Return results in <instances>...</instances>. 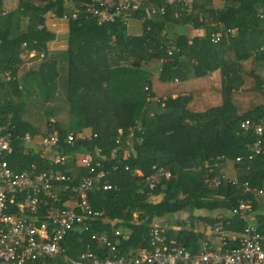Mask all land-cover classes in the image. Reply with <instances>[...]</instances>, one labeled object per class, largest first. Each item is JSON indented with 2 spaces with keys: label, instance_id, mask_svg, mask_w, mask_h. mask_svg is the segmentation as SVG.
<instances>
[{
  "label": "trees",
  "instance_id": "obj_1",
  "mask_svg": "<svg viewBox=\"0 0 264 264\" xmlns=\"http://www.w3.org/2000/svg\"><path fill=\"white\" fill-rule=\"evenodd\" d=\"M82 3L93 2L16 0L15 8L1 13L0 0V123L7 121L13 134L28 131L33 139L53 132L61 137L69 130L89 134L75 139L71 146L60 144L57 151L65 154L62 162H49L38 150L14 139L10 152L1 156L7 167L28 170L32 164L34 172L58 170L74 184L80 176L90 174L74 164V154H89L98 162L95 170H105L102 178L111 188L102 190L99 183H93L86 190L90 208L103 216L88 229L104 233L121 254L134 253L144 244L151 219L179 211L186 213L185 221L198 218L213 224L220 220L223 228L239 232L247 221L226 216V212L245 197L251 200V209L255 208L251 195L239 183L264 185V143L263 153L249 155L246 144L253 136L238 127L241 119L264 113V75L259 74L264 69V22L258 15L264 17V0H221L216 9L208 7L209 0H191L175 7L176 16H172V5L166 6L163 15L150 18L137 10L128 14L141 23L136 35L126 32L120 15L97 24L84 15ZM143 3L160 5L163 0ZM74 8L78 9L76 17L67 19L65 99L59 101L51 98V87L30 86L32 73H16V56L30 49L43 51L53 37L37 27L44 12L68 16ZM187 22L201 33L187 37L172 30ZM215 31L221 35L211 42L209 34ZM149 63H155V68ZM214 69L235 73H220L221 79L213 80L208 72ZM19 74L25 79L17 87ZM151 77L161 82L194 79L206 84L161 97L152 91ZM204 77L207 80L200 82ZM195 91H204L208 97L193 101ZM214 96V102L194 108L195 103ZM131 126H139L141 132L128 135ZM117 128L120 134L115 143ZM138 135L139 142L134 139ZM225 160L232 163L236 182L220 172ZM151 165L162 167L169 175L159 176L148 188L145 177L152 172ZM134 169L139 173H133ZM213 178L218 180L215 185L210 182ZM253 217L264 236V207ZM164 235L191 252L199 241L198 235L181 229H168ZM85 242H89L87 232L78 230L68 231L62 240L70 256L83 249ZM231 246L234 243L228 244Z\"/></svg>",
  "mask_w": 264,
  "mask_h": 264
},
{
  "label": "built area",
  "instance_id": "obj_2",
  "mask_svg": "<svg viewBox=\"0 0 264 264\" xmlns=\"http://www.w3.org/2000/svg\"><path fill=\"white\" fill-rule=\"evenodd\" d=\"M143 1L92 0L93 3H82L81 9L85 16L92 17L97 24L112 21L119 15L125 22L128 14L137 10H141L145 18L163 15L168 5L174 7L172 16H176L175 7L186 6L191 0H163L160 5L142 4ZM77 10L74 8L68 16L62 14L59 17L66 21L68 17L75 18ZM258 15L264 22V17ZM54 16L49 13V17ZM37 27H43V23H38ZM220 35L218 31L212 32L209 40L216 42ZM21 45L24 46V42ZM24 55L26 58L35 55L40 60L44 52L30 49L25 50ZM7 124V121L0 123V264H264V236L254 223L248 221L239 232L231 233L225 231L222 221L214 222L209 229L218 237V243L212 245L203 238L198 249L191 252L180 241L165 239L166 225L154 218L147 224L144 244L137 247L134 253H119L104 233L88 229L91 222L95 219L103 220V216L90 208L85 196L86 190L93 183H99L102 190L111 188L110 183L102 178L105 170H95L98 162H93L89 154H74V164L87 168L90 173L80 176L74 184H70L69 175L58 170L34 172L32 164L28 170L12 171L1 158L2 154L10 152L12 141L16 139L25 147L40 151L49 162H62L65 154L58 153L60 144L71 146L75 139L87 138L89 134L69 130L61 137L53 132L33 139L28 131H23L20 135L13 134ZM238 127L243 132L250 131L253 136L246 144L249 155L263 153L264 113L255 119H241ZM134 131L141 132V128L129 127L128 135H132ZM119 134L120 129L117 128L113 139L115 143ZM134 139L139 142L141 137L138 135ZM115 149L116 146L111 148V156ZM123 155L126 156L127 152L123 151ZM151 169L152 172L145 177L148 188L154 186L159 176L169 175L160 166L151 165ZM132 172L139 173L137 169ZM228 180L236 182L235 178ZM210 182L215 185L218 180L213 178ZM239 184L242 191L251 196L262 192L261 187L249 186L246 181ZM62 194L66 195L65 198L61 197ZM251 210V200L245 197L238 200L226 212V216L246 220L245 217ZM77 230L87 232L91 244L85 242L83 249L75 256H70L66 253L62 240L68 231ZM112 232L119 235L118 229H113ZM231 242L234 246L228 247ZM95 250L101 254L97 255Z\"/></svg>",
  "mask_w": 264,
  "mask_h": 264
},
{
  "label": "crops",
  "instance_id": "obj_3",
  "mask_svg": "<svg viewBox=\"0 0 264 264\" xmlns=\"http://www.w3.org/2000/svg\"><path fill=\"white\" fill-rule=\"evenodd\" d=\"M209 8L216 9L221 5V0H209ZM1 6L3 7V11L13 9L16 7V0H1ZM48 11L44 12L42 15V23L43 28L50 31L53 34V37L45 43V49L43 50L44 56L42 59L37 60L36 56H30L28 58L25 57L24 52H20L16 58L19 60L17 64L16 73H32L33 81L30 83V86L34 89L38 87V83L43 87H51V98L54 100L62 101L65 98V89H66V32H67V21L63 18L59 17V15H55L54 17H49ZM210 21V17L206 19ZM207 23V22H206ZM125 29L129 34H139L141 32V23L138 19L132 18L128 16L125 19ZM173 31L182 33L187 37H191L193 35H199L201 33V29L198 27H193L189 22L183 23L177 26H173ZM149 67L150 63L148 64ZM29 71V72H27ZM37 73V74H34ZM210 79H221L222 74L220 73H235L231 71V69L227 70H217L214 69L210 72ZM207 77L203 78L200 82H205ZM24 79L21 77V74L18 75V85H22L24 83ZM151 89L155 95H159L161 97L165 95H178L182 93H187V91L192 87L193 83L199 82L194 79H187L185 81H177L176 79L170 82H161L158 81L155 77H151ZM197 93L193 96V101L195 99L202 100L208 95L204 91H195ZM192 101V102H193ZM87 133V132H85ZM220 172L226 178H236V171L232 166V163L228 160H225L222 167L220 168ZM262 192L260 194L251 196L254 202L255 208L251 210L245 217L246 221L249 223H254L253 214L261 208L264 207V185L261 187ZM196 212V211H195ZM177 213V212H176ZM176 213L169 215L165 218V220H160L164 225H166L167 229L171 231H175L177 229H181L184 231H189L192 234L198 235V246L200 244L201 239L206 238L210 244L214 245L218 243V237L215 233H213L209 227L211 225L210 222L204 221L202 219L193 218L191 221L186 220V213L184 214V218L176 217ZM215 213L211 214V217L214 216ZM227 214V213H226ZM166 219H177L181 223H174L171 221H166ZM225 229V228H224ZM225 231L231 233L233 231L225 229ZM168 239H175L170 237ZM194 250V251H195Z\"/></svg>",
  "mask_w": 264,
  "mask_h": 264
},
{
  "label": "rangeland",
  "instance_id": "obj_4",
  "mask_svg": "<svg viewBox=\"0 0 264 264\" xmlns=\"http://www.w3.org/2000/svg\"><path fill=\"white\" fill-rule=\"evenodd\" d=\"M110 1H114V0H110ZM150 66H152V68H155V63H151L150 64ZM264 69H260V75H264ZM215 80V79H214ZM204 84H206V83H193L191 86L192 87H194V88H197V87H204ZM209 95H213V93H209ZM217 98H216V96H214V98L212 99V98H210L209 100H207V101H204V102H201V103H195L194 104V108L195 107H203V106H205L206 104H209V103H212V102H214L215 100H216ZM33 148H35L36 149V146H34L33 145ZM32 149V148H31ZM33 150V149H32ZM37 150V149H36ZM39 153H40V151H39ZM184 214H185V212L184 211H179V212H177L176 213V217H181V218H184L185 216H184ZM168 217V216H167ZM161 220H165V218H161Z\"/></svg>",
  "mask_w": 264,
  "mask_h": 264
}]
</instances>
